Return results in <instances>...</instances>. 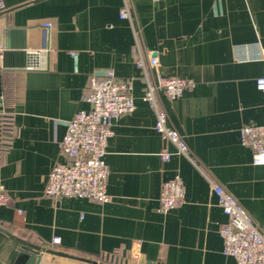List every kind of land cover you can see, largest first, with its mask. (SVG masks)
<instances>
[{
  "label": "crops",
  "instance_id": "crops-1",
  "mask_svg": "<svg viewBox=\"0 0 264 264\" xmlns=\"http://www.w3.org/2000/svg\"><path fill=\"white\" fill-rule=\"evenodd\" d=\"M0 53L8 38L25 43L32 68L1 71L0 186L9 204L0 227L43 249L105 264H238L225 255L227 217L213 183L264 231V166L254 165L241 129L264 126V0H0ZM127 4L131 18H121ZM50 22L47 47L42 26ZM7 32H11L7 36ZM136 33L165 77L195 86L177 100L161 96L169 125L186 139L194 165L155 130L143 101ZM36 54V55H34ZM134 78L135 109L116 119L107 144L110 200L45 195L67 123L88 111L93 71ZM173 154L164 162L161 154ZM179 175L185 202L159 212L164 183ZM55 238L60 243L50 248ZM20 243L0 231V262L13 264ZM41 264H84L43 255Z\"/></svg>",
  "mask_w": 264,
  "mask_h": 264
},
{
  "label": "built area",
  "instance_id": "built-area-1",
  "mask_svg": "<svg viewBox=\"0 0 264 264\" xmlns=\"http://www.w3.org/2000/svg\"><path fill=\"white\" fill-rule=\"evenodd\" d=\"M5 8L0 1V12ZM120 17L131 18L127 4L123 7ZM51 28L50 22L42 26L44 48L47 47ZM135 45L138 53L136 64L141 70L144 84L142 99L156 114V132L175 147L176 154L187 157L196 165L186 139L169 125L168 114L160 100L161 96L169 100L181 98L185 91L195 86V82L187 78L163 76L159 71L158 58L144 52L139 33H136ZM134 81V78L120 79L110 69L91 73L86 96L90 109L76 113L67 123L66 134L60 145L63 161H58L48 176L46 196L57 200L74 198L99 203L109 202L106 148L113 135L114 121L135 109ZM257 88L264 91V77L257 80ZM1 125L2 128L6 127V120ZM240 137L242 144L252 150L253 164L264 166V126H244ZM172 156V153L164 152L161 159L166 162ZM213 191L227 217V222L220 228L224 254L234 257L238 264H264V231L224 187L213 183ZM9 201L5 188L0 186V208L7 206ZM184 202L185 184L177 175L164 183L158 210L162 214H168ZM59 243L60 239L55 238L50 246L53 248Z\"/></svg>",
  "mask_w": 264,
  "mask_h": 264
},
{
  "label": "water",
  "instance_id": "water-1",
  "mask_svg": "<svg viewBox=\"0 0 264 264\" xmlns=\"http://www.w3.org/2000/svg\"><path fill=\"white\" fill-rule=\"evenodd\" d=\"M10 34L11 32H9V34L7 32V36ZM33 57L36 56H33L32 54L28 53L24 42L15 45L7 38L3 44V49L0 53V76H1V71L25 69L29 67L30 60ZM0 83H1V79H0ZM1 97H2V93H1V85H0V104L2 103ZM2 109L3 107L0 106V110ZM0 231L16 239L21 245L18 250V256L13 264H41L43 261V255L45 253L53 256L64 257L71 260L80 261L84 264H105V263H99L91 259L69 255L67 253L57 251L54 249H43L38 245H35L19 237H16L15 235L10 233L3 227H0ZM0 264L2 263L0 262Z\"/></svg>",
  "mask_w": 264,
  "mask_h": 264
},
{
  "label": "trees",
  "instance_id": "trees-1",
  "mask_svg": "<svg viewBox=\"0 0 264 264\" xmlns=\"http://www.w3.org/2000/svg\"><path fill=\"white\" fill-rule=\"evenodd\" d=\"M4 119H6V117H3V118L0 117V147L3 146L5 144V142L7 141V139L3 138L2 131H1V128H2L1 124L3 122H5V121H3ZM50 248H52V247H50Z\"/></svg>",
  "mask_w": 264,
  "mask_h": 264
},
{
  "label": "rangeland",
  "instance_id": "rangeland-1",
  "mask_svg": "<svg viewBox=\"0 0 264 264\" xmlns=\"http://www.w3.org/2000/svg\"><path fill=\"white\" fill-rule=\"evenodd\" d=\"M8 123V122H7Z\"/></svg>",
  "mask_w": 264,
  "mask_h": 264
}]
</instances>
